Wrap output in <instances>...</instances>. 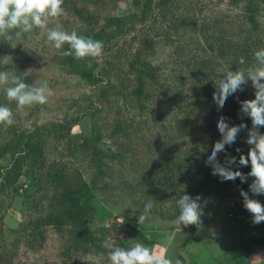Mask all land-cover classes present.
Here are the masks:
<instances>
[{
    "label": "rangeland",
    "instance_id": "374dc122",
    "mask_svg": "<svg viewBox=\"0 0 264 264\" xmlns=\"http://www.w3.org/2000/svg\"><path fill=\"white\" fill-rule=\"evenodd\" d=\"M249 1L180 0L173 8V13L177 20L189 15L198 18L200 22H207L219 15L226 21L239 24L247 15L246 6ZM255 1L259 3L257 18L264 36V0ZM136 2L64 0V14L49 19L48 27L60 25L64 30H75L86 37L89 32L106 30L107 40H102L104 50L100 57L76 59L74 55L62 56L60 51L68 50V45L61 50L55 49L47 41V29L35 27L26 36H19L13 41L18 42L19 46L13 45L11 49L0 53V58L11 57L8 68L21 69L25 83L38 85L47 81L55 92L45 104L25 106L18 110L16 103L7 99L4 86H0V104L13 110L15 121L12 126L0 125V145L4 146L14 135L21 139L23 135L27 137L31 134L35 136L32 142L36 145L33 150V145L23 142L19 146H12L11 152L0 157V252L6 251L12 258L7 264H110L107 255L109 250L104 247L106 240L117 247L128 248L137 242L153 247L164 244L165 237L171 232L176 233L175 240L171 246L165 245L162 254L173 260L180 259L182 264H264V246L259 253H251L253 249L247 252L241 246L244 239L251 240L254 236L264 235V222L253 223L252 214L243 206L240 194L242 188L237 181L228 184V189L221 193H213L207 182H204L205 185L197 183L184 190V194L193 198L201 197L204 211L202 224L185 227L174 223L180 213L176 204L177 197L162 202L156 196L152 197L151 191L147 192L145 180L150 173L146 170L149 160L142 158L146 153L142 156L137 141L128 146L132 152L138 153V156L132 153L139 161L137 169H132L130 161L124 168L116 169L113 161L106 159L105 165L109 168L105 179L95 178V161L92 158L94 150L107 156L106 150L112 148L114 143V127L118 119L130 118L133 121L131 111L124 109L122 101L115 100L117 105H113L110 101L114 97L110 100L100 97L105 89L104 84L113 75L116 78L112 79L118 81L121 74L129 69V59L133 56L135 62L141 61L144 54L153 64H162V71L170 79L174 72L171 52L176 40L184 38V34L185 39L194 37V32L189 28L182 35L171 31L176 40H167L154 28L153 22L141 21L143 3ZM162 27L158 25V28ZM145 33L154 37L155 46L152 50L141 48L140 37ZM3 40L4 37H0V44ZM117 55L122 57L118 58ZM107 59H113L114 66L110 67ZM217 63L220 64L218 69L221 73L234 71V65L228 61L217 58ZM108 67L110 72L106 75ZM28 70L25 75L24 72ZM100 73L105 75L104 79ZM169 82L173 83L169 94L158 93L151 106L152 110L145 112L142 118L147 119L154 130L164 121L161 116L158 118L159 114L166 113V121L176 117L180 119L184 115V109L178 106L177 99L186 93L184 90H191L193 86H183L177 78ZM209 86L215 90L207 96L209 103L205 109H198L199 112L191 117L189 134L179 144V155L194 149L196 145L193 143L198 138L212 136L215 143L222 137L211 124L225 117L228 100L223 108L218 109L213 100L216 92L214 78ZM233 95L237 101L232 107L236 114L235 120L231 117L229 125L244 123L248 126L238 134L234 144L226 146L227 151L230 149L228 154L239 160V156L247 155L250 149L246 139L248 129L252 127L251 119L240 111V102L254 99L255 89L249 81L243 86V91ZM194 100L185 97L182 107L191 102L188 110L192 109ZM263 129L260 128L262 133ZM149 131L145 125L143 132L149 134ZM191 132L194 134L191 135ZM115 135L119 137L121 134ZM150 139L155 138L153 136ZM155 143L161 144L162 141L156 140ZM237 149L240 151L237 152ZM153 158L156 161L158 156L152 154L150 159ZM16 163L18 166L15 167ZM244 167L247 175L251 171L250 162ZM12 169L13 179L8 180V173ZM58 173L64 177L59 179ZM253 179L248 177L244 191L264 204V194L253 195L250 191ZM69 186L84 189L83 225L77 228L69 220L64 221L60 228L54 223L44 224L46 214H62L66 210L68 202H65L62 194ZM142 191L145 193L142 194ZM145 197L150 198L147 200ZM148 201L153 203L150 218L140 226L138 217ZM234 201H238V204L231 216L229 210L230 206L235 208L232 206ZM122 217L124 224L120 223ZM83 231L86 236H82ZM145 234L150 235L151 239H145Z\"/></svg>",
    "mask_w": 264,
    "mask_h": 264
},
{
    "label": "trees",
    "instance_id": "16d2710c",
    "mask_svg": "<svg viewBox=\"0 0 264 264\" xmlns=\"http://www.w3.org/2000/svg\"><path fill=\"white\" fill-rule=\"evenodd\" d=\"M140 1L141 0H137L136 3H143L141 21L145 23L153 22L154 28L160 31L159 34L161 36H164L167 40L174 41L176 39H174L173 35L170 33L171 31L178 32L179 35H182L184 34V30L188 31L190 28L194 32L192 34L194 37L185 39L184 34V38L176 40L174 49L171 52L172 59L170 60L173 62L172 68L174 72L171 73L170 79L167 74L164 73L165 71H162V64H153L149 57L144 54L143 57L140 55L141 61L135 62L132 60L133 56L129 59V69L121 74L122 77L118 81L117 79H112V77H115V75H113L109 77L107 83L104 84L105 89L101 92L100 97L106 98L107 100L114 97L113 101H110L113 105H117L115 100H118V102L122 101L123 107H125L124 109L131 111L130 113L133 121H131L130 118L123 120L118 119L119 122L115 124L114 133H119L121 135L119 137H116L115 134L113 135V138H115L114 143L112 148L106 150L107 156H104V153L100 151L94 150L92 158L95 161L96 180L101 178L104 180L108 173L107 169L109 167L105 165L107 164L106 159H109L110 162L113 161V166L116 169L119 167L124 168V165H127L128 161L131 162L130 166L132 169H137V163L139 161L133 157L132 153L134 152L128 147L131 143L137 141L138 147L141 148L142 156L143 153H146V156L142 158L149 160L146 165V170L150 173H148L146 177L147 180H145V182H147V192L151 191L152 197L156 196V198L162 202L171 200L173 197H177L178 200V198L184 194V190H188L192 185L197 183L205 185L204 182H207L209 189L212 190L213 193H221L228 189L226 188L228 184L237 181L241 185L242 190H244L247 182H242L239 178L235 181H222L218 175L212 174L211 166L206 164L207 157L215 144L213 143L214 137L198 138L193 143L196 147L190 152L182 153V156L179 155L178 152L180 153V141L189 134L188 128L191 117L199 112L198 109L204 110L209 103L207 96L212 90H215V88L209 86L212 84L213 78L215 81L219 78L222 79L223 73L226 72L224 71L221 73V71H219L218 67L220 64L217 63V58L232 63L234 65V71L238 69L246 70L256 63L254 53L264 48V36L261 33L260 23L257 18L259 3L255 0H250L246 6L247 15H244V20L242 23L238 24L234 21H226L219 15L207 22H200L198 18L190 17L189 15H185L182 19L177 20L174 17L173 8L180 0ZM233 1L238 2L239 0ZM158 25H163L166 30H164V27H162V29L158 28ZM15 31L19 30H14V32L11 33V40H6L4 38L0 44V53L5 49H11L13 45L19 46L18 42H13L19 37L15 35ZM27 34L28 33H21L20 36H26ZM107 34L108 32L106 30H101L98 33L89 32L87 36L95 40L106 41ZM140 43L141 48L143 47L148 50H152L155 46L154 37L148 35V33L140 37ZM136 55L139 56L137 53ZM121 57V55L118 56V58ZM241 57L244 58V64L239 63ZM107 60L108 64H111L110 67L114 66V64H112L113 59ZM136 65H138V67H136ZM110 67H108L106 75H109ZM10 70L8 65L0 64V71L12 72L25 80L21 75L23 73L21 69ZM127 72L129 73L126 74ZM100 74L102 79H104L105 75L102 73ZM176 78L183 86L186 85L190 88V84H193L191 90H184L186 93H182V96L177 99L178 106L184 109V115L180 119L176 117L173 118V120L169 119L166 121L167 114H159L158 118L162 117L164 121L157 125L155 131L153 127L149 126L150 122L147 119H142L143 115L145 112L152 110L151 106L154 103V98H157L156 95L158 93L164 92L165 95L169 94V90L173 84H171L169 80L172 81ZM190 92H192L191 97L189 96ZM185 97L195 99V104L192 109L188 110L189 105L192 104L191 102L187 104L188 106L182 107ZM227 100L228 108L225 111L224 118L229 123L232 120V116L233 120H235L236 111L232 107H234L237 101L235 95L230 96ZM194 107H197V109ZM133 110L135 111L133 112ZM218 120L219 119H217V122ZM217 122L211 124L216 130H218ZM145 125L150 130L149 134L143 132ZM190 134L193 135L194 132ZM153 136L155 139H150V137ZM34 137V134L27 137L23 135L21 139H19L14 135L11 141L5 143L4 146L0 145V157L11 152L12 146H19V144L23 142L28 145H33L31 149L34 150L36 147L32 142ZM217 138L216 140H218ZM156 140H161L162 143L156 144ZM202 148H204V150ZM229 150H226V153L221 152L218 154V160L222 164L225 161L226 154L229 155ZM152 154L158 156L156 161V157L152 160L150 159ZM134 156H138V153L135 152ZM230 156H232V154ZM16 166H18V163L15 164V167ZM232 168L246 175V167L232 165ZM13 169L8 173V180L13 179L11 175ZM111 175H113V177L115 176L114 173ZM57 176L59 179L64 177L61 173H58ZM83 190L84 189L79 186L67 187L62 194L65 202H68L66 210L62 214H46L43 218V223H54L60 228L64 221L66 222L69 220L72 221L77 228H80L84 222L82 217ZM144 193L145 191H142V194ZM145 198L149 200L150 197ZM234 203V210L231 211V206L229 210L231 216L234 215L238 201H234ZM82 236H86L85 231L82 232ZM250 239L251 240H242L243 243L241 244L242 249L247 252L252 250L256 245H264V235L259 237L254 236ZM8 255L6 251L0 252V264H7L12 260Z\"/></svg>",
    "mask_w": 264,
    "mask_h": 264
},
{
    "label": "clouds",
    "instance_id": "9594fccd",
    "mask_svg": "<svg viewBox=\"0 0 264 264\" xmlns=\"http://www.w3.org/2000/svg\"><path fill=\"white\" fill-rule=\"evenodd\" d=\"M63 4L64 0H0V37L11 40V33L14 30L18 29L19 31H15V35L20 36L21 33L31 32L34 27L46 28L47 41L55 49L61 50L65 45H68V50L60 51V55H74L76 59L102 56L104 50L102 41L79 35L75 30L69 32L60 25L48 27L50 18H58L64 14ZM254 55L256 63L246 70L224 72L223 79L219 82L215 81L216 92L213 94L215 104L218 109H221L230 96L238 91H243V86L251 81L255 89V98L240 102L241 113L249 117L252 123L246 139L250 149L247 155L241 154L238 161L236 157L227 154L223 164L218 160V154L226 153V146L234 144L238 134L248 128L244 123L230 126L226 119L221 117L217 122V128L222 138L215 142L206 164L211 166L212 174L218 175L222 181H235L239 178L242 182H246L249 176L253 177L250 191L253 195H262L264 194V133L260 131V128L264 127V48L257 50ZM10 59L11 57L4 56L0 58V64L8 65ZM239 63H245L243 57L240 58ZM29 70L24 74L27 75ZM0 86H4L7 99L14 101L18 110H22L25 106L45 104L50 97L55 95L47 81L38 85H29L20 76L9 71H0ZM14 123L13 110L7 105H0V125L12 126ZM239 151L240 149H237V152ZM249 162L251 171L247 175L232 168V165L248 166ZM240 194L243 197L244 208L253 216V223L264 222V204L251 198L247 191L241 190ZM200 201V196L195 198L188 194L180 196L176 200L180 213L174 223L185 227L202 224L204 211ZM152 208L151 201L145 203L144 209L138 217L140 226L149 220ZM124 222L122 217L120 223L124 224ZM175 237L176 233L171 232L165 237L164 244L153 247L140 242L128 248L117 247L110 240L105 241L104 247L109 250L107 255L110 264H182L180 259L173 260L162 254L165 245L171 246ZM145 239L150 240L151 236L145 234Z\"/></svg>",
    "mask_w": 264,
    "mask_h": 264
},
{
    "label": "crops",
    "instance_id": "0c3cea01",
    "mask_svg": "<svg viewBox=\"0 0 264 264\" xmlns=\"http://www.w3.org/2000/svg\"><path fill=\"white\" fill-rule=\"evenodd\" d=\"M262 246H264V245H259V246H257V247H254L253 250L251 251V253H252V252H256V251H257L258 253H259V252H262V250H264V247H262ZM261 247H262V250H260Z\"/></svg>",
    "mask_w": 264,
    "mask_h": 264
},
{
    "label": "built area",
    "instance_id": "2783aa9c",
    "mask_svg": "<svg viewBox=\"0 0 264 264\" xmlns=\"http://www.w3.org/2000/svg\"><path fill=\"white\" fill-rule=\"evenodd\" d=\"M232 206L235 207V203H232ZM234 208L231 207V211H233Z\"/></svg>",
    "mask_w": 264,
    "mask_h": 264
}]
</instances>
